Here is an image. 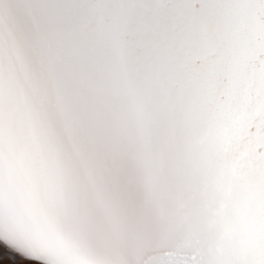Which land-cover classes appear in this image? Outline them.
<instances>
[{
    "label": "snow or ice",
    "instance_id": "1",
    "mask_svg": "<svg viewBox=\"0 0 264 264\" xmlns=\"http://www.w3.org/2000/svg\"><path fill=\"white\" fill-rule=\"evenodd\" d=\"M0 264H264V0H0Z\"/></svg>",
    "mask_w": 264,
    "mask_h": 264
},
{
    "label": "rangeland",
    "instance_id": "2",
    "mask_svg": "<svg viewBox=\"0 0 264 264\" xmlns=\"http://www.w3.org/2000/svg\"><path fill=\"white\" fill-rule=\"evenodd\" d=\"M2 256H0V258H2L4 261H8L11 258V257L7 256L5 253H3Z\"/></svg>",
    "mask_w": 264,
    "mask_h": 264
},
{
    "label": "bare ground",
    "instance_id": "3",
    "mask_svg": "<svg viewBox=\"0 0 264 264\" xmlns=\"http://www.w3.org/2000/svg\"><path fill=\"white\" fill-rule=\"evenodd\" d=\"M3 253H5L7 256L11 257V256H10V253L8 252L7 249H3V250H2V254H3ZM2 257H3V256H2Z\"/></svg>",
    "mask_w": 264,
    "mask_h": 264
}]
</instances>
